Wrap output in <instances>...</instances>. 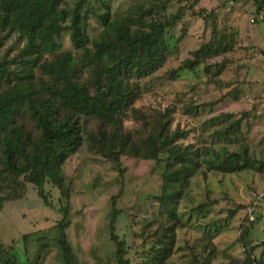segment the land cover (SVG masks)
<instances>
[{
    "label": "rangeland",
    "instance_id": "rangeland-1",
    "mask_svg": "<svg viewBox=\"0 0 264 264\" xmlns=\"http://www.w3.org/2000/svg\"><path fill=\"white\" fill-rule=\"evenodd\" d=\"M78 1L63 3L67 16L54 38L56 45L40 50L39 62L67 51L78 63L80 51L69 37L70 15ZM79 11L86 13L82 19L91 40L103 32L101 13L111 19L130 15L175 20L164 32L169 50L163 63L147 76L129 79L136 85L131 106L135 111L122 119L120 130L139 148L162 125L177 130L182 134L177 143L196 151L192 155L196 165H187L191 173L172 204L173 218L160 200L166 155L104 156L89 136L99 138V128L107 134L110 128L80 116L81 145L62 166L69 192L65 231L77 264H116L108 231L112 211L114 233L125 242L129 264L241 261L245 250L264 241V19H260L264 13L256 12L253 0H82ZM25 43L17 32L0 30V62L10 78L0 84V91L11 88L14 76H23L28 67ZM206 43L226 50L197 57L195 51ZM32 72L34 80L46 78L37 67ZM80 79L88 80L89 70ZM202 104L212 111L194 119L187 114L190 105ZM16 121L37 133L25 108ZM232 152L248 165L240 171L216 170L213 163H221ZM177 167L172 164L170 169ZM3 177L0 171V243L11 247L21 264H26V255L31 264H62L53 239L65 203L60 190L45 182L46 205L33 184L20 177L21 183L5 186ZM248 220L253 224L249 238L256 242L244 248L238 237ZM26 233L35 234L24 247L21 238ZM260 251L258 246L252 254L258 257ZM164 252L167 257L162 260Z\"/></svg>",
    "mask_w": 264,
    "mask_h": 264
},
{
    "label": "trees",
    "instance_id": "trees-1",
    "mask_svg": "<svg viewBox=\"0 0 264 264\" xmlns=\"http://www.w3.org/2000/svg\"><path fill=\"white\" fill-rule=\"evenodd\" d=\"M253 1L257 4L256 12L264 13V0ZM64 2L0 0V30L14 31L24 37L23 49L30 54L25 60L28 67L23 70V76H14L12 87L0 91V171L4 176L2 184L10 183L8 186L14 187L21 183L22 177V181L36 187L37 195L46 205L49 201L44 192L45 182H51L60 190L65 203L60 206L62 218L54 227L53 239L62 264H77L65 231L69 226V192L63 183L62 166L81 145L83 130L80 116L97 119L102 126L110 128L108 134L99 128V138L89 136L96 151L104 156L117 159L118 153H126L154 159L160 153L166 155L160 200L167 214L173 218L176 214L172 204L188 181L191 172L187 165H196L192 156L196 151L189 149L191 145L183 147L178 144L177 139L182 134L167 129L165 125L146 138L140 148L130 143L129 136L120 130L122 119L128 112L135 111L131 106L136 85L129 79L147 76L163 63L169 50L164 32L175 20H162L160 17L145 20L144 17L130 15L111 19L106 13H101L99 19L103 32L98 39L91 40L82 19L86 13L79 11L80 0L71 12L69 23L70 41L80 51L78 63L67 51L56 54L50 61L39 62V51L56 45L54 38L60 34L67 16L62 6ZM215 46L212 48L206 43L195 54L197 57L204 54L216 56L226 50V46ZM189 65L192 66L193 62ZM33 66L46 78L39 76L34 80ZM85 70H89V79L82 82L80 77ZM5 72L6 68L0 62V84L5 79L10 80ZM22 108L35 124L36 134L16 121ZM211 111L203 104L190 105L187 114L194 119ZM172 164H178V167L172 170ZM247 165L248 161L236 152L230 153L221 163H213L216 170L223 172L240 171ZM114 222L115 212L112 211L108 231L115 247V262L129 264L125 258V242L114 233ZM245 225L240 227L238 237L244 248L251 243L249 235L253 227L251 220ZM34 234L22 235L24 247L26 239ZM258 246H261V251L256 257L252 251ZM10 249L0 243V264H21ZM166 257L167 252H164L162 260ZM25 260L26 264H31L27 255ZM231 264H264V241L252 244L249 250H245L241 261Z\"/></svg>",
    "mask_w": 264,
    "mask_h": 264
},
{
    "label": "built area",
    "instance_id": "built-area-1",
    "mask_svg": "<svg viewBox=\"0 0 264 264\" xmlns=\"http://www.w3.org/2000/svg\"><path fill=\"white\" fill-rule=\"evenodd\" d=\"M260 19H261V20H263V19H264V17H260ZM263 21H264V20H263ZM250 218L252 219V217H250Z\"/></svg>",
    "mask_w": 264,
    "mask_h": 264
},
{
    "label": "crops",
    "instance_id": "crops-1",
    "mask_svg": "<svg viewBox=\"0 0 264 264\" xmlns=\"http://www.w3.org/2000/svg\"><path fill=\"white\" fill-rule=\"evenodd\" d=\"M251 242H256V241H253V240H252ZM259 242H260V241H259Z\"/></svg>",
    "mask_w": 264,
    "mask_h": 264
}]
</instances>
